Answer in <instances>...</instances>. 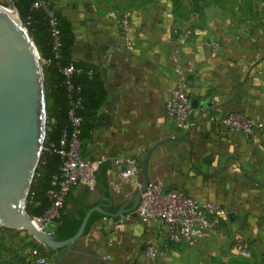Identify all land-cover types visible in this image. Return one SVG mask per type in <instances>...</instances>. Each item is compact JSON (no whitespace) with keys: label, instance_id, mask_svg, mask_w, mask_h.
<instances>
[{"label":"crops","instance_id":"1","mask_svg":"<svg viewBox=\"0 0 264 264\" xmlns=\"http://www.w3.org/2000/svg\"><path fill=\"white\" fill-rule=\"evenodd\" d=\"M48 1L71 22L74 57L96 65L107 89L97 114L99 129L83 155L106 186L96 181L93 187L77 185L69 208L132 206L128 201L135 190L114 164V157L123 153L138 160L141 179L148 159L149 182L162 184V192L177 189L196 202L209 200L226 209L228 222L219 233L226 227L236 234L241 228L264 227V140L246 139L212 121L232 111L264 120V31L240 27L241 32L232 33L233 19L227 18L220 25L214 22L206 36L193 31L181 42L164 30L165 17L156 15L132 17L131 32L125 35L117 1ZM180 73L187 75L191 101H198L187 130L178 129L166 110ZM159 231V224L142 221L136 208L117 220H97L64 254L74 253L71 260L76 264H144L151 249L163 242ZM209 240L196 242V249ZM58 257L54 254L47 263L67 264ZM190 258L179 264H198Z\"/></svg>","mask_w":264,"mask_h":264},{"label":"trees","instance_id":"2","mask_svg":"<svg viewBox=\"0 0 264 264\" xmlns=\"http://www.w3.org/2000/svg\"><path fill=\"white\" fill-rule=\"evenodd\" d=\"M35 1L0 0V4L16 9L42 60L46 95V136L40 164L26 199L25 210L31 217L43 218L53 203L49 192L58 189V183L62 180L61 166L64 158L59 152L61 139L66 138L68 148L74 136L79 144V153L83 157L93 132L99 129L97 114L107 98V89L96 65L74 57L76 36L68 18L52 2L41 0L51 12L52 16H50L41 6H34ZM151 1L153 0H144L145 3ZM180 8L177 3V10ZM54 31H57L56 35ZM56 37L59 42L57 49L54 48ZM67 67L73 68L69 75L64 73ZM70 112L79 117L78 126L72 123ZM75 130H77L76 133H74ZM94 178L96 183L106 186L105 179H101L99 171H95ZM73 190L74 188L66 195L64 204L59 210V217L53 219L55 226L53 234L58 241L66 240L77 232L88 210L84 206L74 211L69 208L73 200ZM101 207L111 213H116L120 208L111 203ZM104 217L107 216L96 211L92 212L84 234L89 231L94 222ZM3 230L11 231L6 228ZM163 241L169 247L178 244L164 238ZM29 244L33 247H40L39 243L32 241ZM238 245H242L244 250L253 255L250 242L245 239H235L230 249L235 251ZM66 247L57 250L44 247L46 259L50 262L54 254L58 253V258L64 260L65 263L76 264L75 260H71L74 253L65 256ZM248 257L238 254L227 259L217 258L214 264H257ZM0 264L31 263L28 257L23 256L18 250L0 243Z\"/></svg>","mask_w":264,"mask_h":264},{"label":"water","instance_id":"3","mask_svg":"<svg viewBox=\"0 0 264 264\" xmlns=\"http://www.w3.org/2000/svg\"><path fill=\"white\" fill-rule=\"evenodd\" d=\"M11 8L16 17L10 8L0 4V227L27 231L34 241L57 250L82 237L92 212L118 218L135 210L149 182L148 159L143 167L142 186L128 201L132 202L131 207L123 205L116 213L100 205L90 207L77 232L63 241L38 229L34 217L26 213L25 205L46 136L44 75L38 50L16 9ZM197 102L193 99L191 106L196 107Z\"/></svg>","mask_w":264,"mask_h":264},{"label":"built area","instance_id":"4","mask_svg":"<svg viewBox=\"0 0 264 264\" xmlns=\"http://www.w3.org/2000/svg\"><path fill=\"white\" fill-rule=\"evenodd\" d=\"M34 6H41L50 16L47 5L41 0H36ZM119 25L125 35H129L132 29V16L128 10L120 13ZM57 31H54L56 35ZM192 35L190 28L181 31L179 40L185 42ZM131 45V42H128ZM59 42L55 38L54 48L57 49ZM73 68L67 67L64 73L69 75ZM187 75L180 73L175 84L169 91L166 100L168 115L174 120L180 130H187L191 124L193 108L188 96ZM70 119L75 126L79 125V117L70 112ZM212 121L232 133L239 134L246 139L264 140V120L245 117L242 113L232 111L225 116L213 118ZM77 130L74 131L76 133ZM60 154L64 158L61 166L62 180L58 183V189L49 192L53 200L49 210L50 216L43 218L34 217L37 227L43 232H50L55 227L53 219L59 217L68 192L79 184L93 187L95 184L94 170L90 164L84 161L79 153V144L73 136L66 145V138L61 139ZM114 164L119 169L120 178L129 183L132 189L138 190L142 186L141 167L138 160L130 155L118 154L114 157ZM137 214L142 221L155 220L159 224L160 236L175 243L193 246L197 241L207 239L215 235L217 227H221L229 217L226 209L217 206L212 201L196 202L190 197L184 196L177 189L162 192V184L148 182L142 193L141 201L137 207ZM122 217V216H121ZM235 252L247 257L249 251L238 245ZM151 254V253H150ZM106 260V259H105ZM106 264V261L102 262Z\"/></svg>","mask_w":264,"mask_h":264},{"label":"rangeland","instance_id":"5","mask_svg":"<svg viewBox=\"0 0 264 264\" xmlns=\"http://www.w3.org/2000/svg\"><path fill=\"white\" fill-rule=\"evenodd\" d=\"M105 1L110 3L117 1L115 3H118L120 13L123 10H128L133 18H149L156 15L165 17L167 26L164 30L172 36L178 35V38L185 26H188L192 32L194 31V34L202 32L203 36H206L212 31L214 22H219L218 25H220V22L227 18L233 19L231 27L229 26L232 33H237L240 27H248L251 32L255 27L264 31V0H153L149 3H145L144 0ZM177 3L181 7L179 10H177ZM8 8L12 9L11 6ZM221 27L222 25L219 28L222 29ZM155 31L161 30L155 29ZM239 31L241 32V29ZM204 39L210 38L204 37ZM221 228L217 227L215 235L207 238L211 240L207 241L208 243L203 242L198 249H196V245L202 241H197L196 245L190 247H186L182 243L173 244L166 247L173 253L166 252L163 249L165 241H161L158 249H151L150 260L144 264H179L180 260L189 259L190 256L195 257L198 264H214V260L217 258L227 259L232 255H238L237 252L230 249L235 239H245L250 242L253 255L250 254L248 258L256 261L257 264H264V227H258L253 231H245L247 228L244 230L240 227L241 229L236 231L238 234L227 227L223 233H219ZM3 229L0 227L1 244L3 243L18 250L23 256H27L31 264H48L43 249L45 246L34 241L27 231L11 230L7 232ZM109 230L111 228H108ZM31 241L39 243L40 247L31 246L29 244ZM160 254L162 255L159 256ZM163 254L168 257L163 258Z\"/></svg>","mask_w":264,"mask_h":264},{"label":"bare ground","instance_id":"6","mask_svg":"<svg viewBox=\"0 0 264 264\" xmlns=\"http://www.w3.org/2000/svg\"><path fill=\"white\" fill-rule=\"evenodd\" d=\"M11 13H12L13 17H16V14H15L14 10L11 9Z\"/></svg>","mask_w":264,"mask_h":264}]
</instances>
